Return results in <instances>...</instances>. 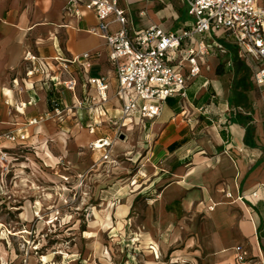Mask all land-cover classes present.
<instances>
[{
	"label": "crops",
	"instance_id": "1",
	"mask_svg": "<svg viewBox=\"0 0 264 264\" xmlns=\"http://www.w3.org/2000/svg\"><path fill=\"white\" fill-rule=\"evenodd\" d=\"M68 1L0 0V148L10 151L15 144L32 151L27 153L26 168L36 166L45 176V171L53 172L52 183L64 185L85 175L87 183L97 182L98 176L105 180L104 165L116 163L115 156L123 152L138 167L132 175L121 168L119 194L125 202L146 198L153 207L145 228L135 231L139 248L152 262L264 264V86L255 85L250 67L237 51L249 71L245 107L233 103L235 73L225 46L226 55L203 61L201 74L188 82L185 101L170 98L175 107L166 103L158 118L127 120L119 128L122 103L115 97L109 48L105 39L89 32L98 24L96 17L66 14ZM258 5L264 7V0ZM118 6L137 31L155 25L177 33L192 22L184 19L183 0H118ZM118 29L112 25V31ZM27 53L37 59L34 66L39 73L32 76ZM85 53L92 55L86 75L76 65L66 64L79 81L75 93H53L51 78L65 64L59 61ZM221 62L225 73L219 76L216 69ZM99 77L106 78L110 87V100L103 105L95 89L86 85L88 78ZM53 97L64 110L61 117L29 125L52 110ZM105 124L112 135L105 136ZM119 130L124 139L121 135L114 141L108 160L103 151L89 150L91 143L112 139ZM13 131L25 134L27 140L22 144L6 140L4 135ZM29 156L41 161L36 164ZM97 165H103V171ZM237 247L246 252L244 263L237 260Z\"/></svg>",
	"mask_w": 264,
	"mask_h": 264
},
{
	"label": "built area",
	"instance_id": "2",
	"mask_svg": "<svg viewBox=\"0 0 264 264\" xmlns=\"http://www.w3.org/2000/svg\"><path fill=\"white\" fill-rule=\"evenodd\" d=\"M183 1L192 22L177 33L165 32L155 25L135 30L131 17L119 8L118 0H69L64 8L66 14L77 18L92 13L98 21L89 32L105 39L109 48L117 83L115 97L122 103L119 128L127 120L145 122L158 118L170 98L185 101L188 82L201 74L203 61L228 53L218 38L234 45L240 59L252 70L255 85L264 86V7L258 5V0ZM113 24L119 29L112 31ZM91 58V54L85 53L67 61L60 60L65 64L51 78L53 93H75L79 81L66 64L76 65L86 75L92 67ZM36 60L30 53L25 56V61L32 66L29 76L39 73L34 66ZM230 66L228 62L227 67ZM86 85L95 89L100 105L108 103L110 87L106 78H88ZM51 105L50 112L30 121L29 125L60 118L64 110L59 100L53 97ZM121 135L119 130L114 138L98 139L88 148L103 151V158L108 160L114 141ZM4 138L20 144L27 140L25 134L14 131ZM9 159V152L0 148V168L5 172L9 170ZM131 242L139 239L133 238ZM150 249L154 251L153 247ZM236 251L238 262L244 263L246 252L241 247Z\"/></svg>",
	"mask_w": 264,
	"mask_h": 264
},
{
	"label": "rangeland",
	"instance_id": "3",
	"mask_svg": "<svg viewBox=\"0 0 264 264\" xmlns=\"http://www.w3.org/2000/svg\"><path fill=\"white\" fill-rule=\"evenodd\" d=\"M131 8L134 13V7ZM184 12V19H191L186 15V7ZM64 96L67 97L66 93ZM103 126L105 136L114 133L106 124ZM133 144L131 140V150ZM12 147L8 151L9 170L0 168V264L151 261L147 251L139 248V242L132 243L131 239H139L135 231L145 228L152 204L146 198L125 202L117 186L123 166L129 170L125 172L128 175L137 170L135 160L119 152L116 163L104 165L105 180L98 176L97 182L87 183L85 175L77 177L79 182L64 185L52 183L53 172L45 171V176L33 165L28 170L27 153L32 151L15 144ZM29 157L36 164L41 161L38 156ZM110 166L112 169H108ZM103 168L97 165L96 169L103 171Z\"/></svg>",
	"mask_w": 264,
	"mask_h": 264
},
{
	"label": "trees",
	"instance_id": "4",
	"mask_svg": "<svg viewBox=\"0 0 264 264\" xmlns=\"http://www.w3.org/2000/svg\"><path fill=\"white\" fill-rule=\"evenodd\" d=\"M225 46L230 50L231 52V58H232V70L235 73V79H234V96H233V103L236 106H242L245 107V101L246 96L244 95V90L248 87V77H249V71L245 67V65L238 59L237 56V50L234 46L225 44ZM225 73V64L221 62L217 69L216 74L219 76H222ZM169 105L175 107V101L174 100H168L167 102ZM245 124V122H243ZM248 134V130H247Z\"/></svg>",
	"mask_w": 264,
	"mask_h": 264
},
{
	"label": "bare ground",
	"instance_id": "5",
	"mask_svg": "<svg viewBox=\"0 0 264 264\" xmlns=\"http://www.w3.org/2000/svg\"><path fill=\"white\" fill-rule=\"evenodd\" d=\"M15 234H17V233H15ZM145 264H155V263L152 261H146Z\"/></svg>",
	"mask_w": 264,
	"mask_h": 264
},
{
	"label": "water",
	"instance_id": "6",
	"mask_svg": "<svg viewBox=\"0 0 264 264\" xmlns=\"http://www.w3.org/2000/svg\"><path fill=\"white\" fill-rule=\"evenodd\" d=\"M121 139H124V136L123 135L121 136Z\"/></svg>",
	"mask_w": 264,
	"mask_h": 264
}]
</instances>
